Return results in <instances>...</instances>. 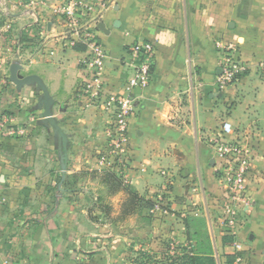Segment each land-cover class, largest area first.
Segmentation results:
<instances>
[{
  "label": "crops",
  "instance_id": "crops-1",
  "mask_svg": "<svg viewBox=\"0 0 264 264\" xmlns=\"http://www.w3.org/2000/svg\"><path fill=\"white\" fill-rule=\"evenodd\" d=\"M66 6L0 0V120L12 131L0 130V264H178L186 214L206 220L218 264H233L234 253L240 264H264V0H108L84 20L107 54L105 93L122 90L128 47L154 44L126 159L113 168L98 162L109 115L81 91L89 49L69 44ZM218 40L236 43L246 65L223 91ZM14 61L19 76L35 74L47 88L65 148L40 117V88L10 80ZM223 122L254 150L253 206L231 243L215 219L222 185L207 141ZM129 191L166 206H142Z\"/></svg>",
  "mask_w": 264,
  "mask_h": 264
},
{
  "label": "built area",
  "instance_id": "built-area-1",
  "mask_svg": "<svg viewBox=\"0 0 264 264\" xmlns=\"http://www.w3.org/2000/svg\"><path fill=\"white\" fill-rule=\"evenodd\" d=\"M108 0H67L61 9L70 30L69 44L83 42L89 49L85 60L88 80L84 81L81 91L98 104L109 118L105 127L106 144L98 157V162L108 168L118 167L125 162L128 151V125L134 113L135 92L148 86L153 70L154 44L151 41H137L127 49L130 74L120 92L105 93L103 78L107 54L96 40L94 30L85 25L94 9L104 6ZM221 50L220 73L217 86L223 91L236 82L246 71L241 61L236 43L218 40ZM9 118L0 120V130H8ZM8 131L12 132L11 129ZM208 144L214 152V170L222 185V191L214 199L215 219L225 234L234 235L240 225L244 211L252 208L253 197L250 193L249 178L253 173L254 150L244 134L236 132L230 123L223 122L217 127ZM166 202L159 198L153 209L160 211ZM175 246H169L174 253ZM236 257L233 264H240Z\"/></svg>",
  "mask_w": 264,
  "mask_h": 264
},
{
  "label": "trees",
  "instance_id": "trees-1",
  "mask_svg": "<svg viewBox=\"0 0 264 264\" xmlns=\"http://www.w3.org/2000/svg\"><path fill=\"white\" fill-rule=\"evenodd\" d=\"M3 114L9 112L3 111ZM131 199L139 201L142 206L153 207L154 203L137 196L136 193L129 191ZM185 228L186 244L182 254L178 257V264H218L212 240L207 230L206 220L201 216L186 214L183 218ZM233 235L223 234L222 241L231 243ZM239 253L227 254V263H231Z\"/></svg>",
  "mask_w": 264,
  "mask_h": 264
},
{
  "label": "water",
  "instance_id": "water-1",
  "mask_svg": "<svg viewBox=\"0 0 264 264\" xmlns=\"http://www.w3.org/2000/svg\"><path fill=\"white\" fill-rule=\"evenodd\" d=\"M97 27L101 30H103V26L101 23L97 25ZM20 69V63L18 61H14L10 65V80L16 85V86H22L24 84H30L35 83L41 90L42 94L40 96V104L44 107V110L40 114V117L44 118L55 130V132L60 136L62 145L65 148L66 144V138L63 133V131L58 126L56 120L52 117L51 113V106H52V100L48 94V90L43 84L40 77H38L35 74H29L24 77H21L17 74V71Z\"/></svg>",
  "mask_w": 264,
  "mask_h": 264
}]
</instances>
